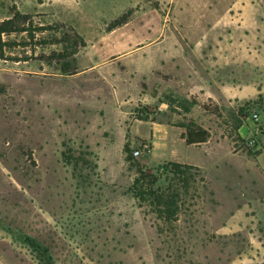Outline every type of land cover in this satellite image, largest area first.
<instances>
[{
	"label": "rangeland",
	"instance_id": "374dc122",
	"mask_svg": "<svg viewBox=\"0 0 264 264\" xmlns=\"http://www.w3.org/2000/svg\"><path fill=\"white\" fill-rule=\"evenodd\" d=\"M15 13L0 264H264V0H0ZM171 163L204 183L165 222L130 188L139 168L181 189Z\"/></svg>",
	"mask_w": 264,
	"mask_h": 264
},
{
	"label": "trees",
	"instance_id": "16d2710c",
	"mask_svg": "<svg viewBox=\"0 0 264 264\" xmlns=\"http://www.w3.org/2000/svg\"><path fill=\"white\" fill-rule=\"evenodd\" d=\"M26 24L27 17L19 13H15L12 18L0 20V59L4 58V48L8 46V43L3 40V36L28 33L29 30L25 26ZM195 104V101H191L190 106L184 107L185 113H188ZM183 128L185 131L181 134V138L188 146L200 145L206 143L209 139L208 131L196 125L193 121L183 125ZM170 166L173 167L170 174L175 178H179L178 181L183 185L181 189L173 188L171 184L165 188H154L158 177L139 168L130 188L139 206L148 207L157 216V219L165 222H175L177 220V213L181 206V191L183 189L187 191L189 186L196 184V182L204 183L199 168L179 163H171Z\"/></svg>",
	"mask_w": 264,
	"mask_h": 264
},
{
	"label": "built area",
	"instance_id": "2783aa9c",
	"mask_svg": "<svg viewBox=\"0 0 264 264\" xmlns=\"http://www.w3.org/2000/svg\"><path fill=\"white\" fill-rule=\"evenodd\" d=\"M134 154H135V155H138V154H139V152H138V151H135V152H134Z\"/></svg>",
	"mask_w": 264,
	"mask_h": 264
},
{
	"label": "crops",
	"instance_id": "0c3cea01",
	"mask_svg": "<svg viewBox=\"0 0 264 264\" xmlns=\"http://www.w3.org/2000/svg\"><path fill=\"white\" fill-rule=\"evenodd\" d=\"M237 4H234V5H232V7H235ZM235 8H237V6L235 7Z\"/></svg>",
	"mask_w": 264,
	"mask_h": 264
}]
</instances>
